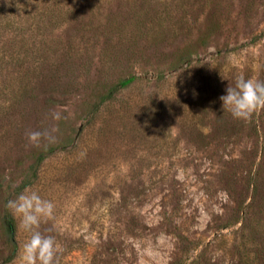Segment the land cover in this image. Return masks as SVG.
<instances>
[{
  "label": "rangeland",
  "instance_id": "374dc122",
  "mask_svg": "<svg viewBox=\"0 0 264 264\" xmlns=\"http://www.w3.org/2000/svg\"><path fill=\"white\" fill-rule=\"evenodd\" d=\"M176 2L178 39L113 60L103 38L88 43L79 30L88 26L77 24L109 14L125 23L130 0H73L70 21L53 32L58 48L73 49L72 72L60 74L61 86L73 87L53 95L61 105L37 91L36 102L12 106L22 80L0 77V174L19 183L43 147L29 143L30 131L48 129L66 145L28 187L55 205L40 230L60 242L59 264H239L244 250L264 249V183L253 198L250 180L264 155V110L240 121L219 99L240 75L264 81V0ZM184 45L190 61L170 71ZM123 71L139 80L95 113L82 105ZM14 218L17 248L6 264H18L28 238ZM8 253L0 223V264Z\"/></svg>",
  "mask_w": 264,
  "mask_h": 264
},
{
  "label": "trees",
  "instance_id": "16d2710c",
  "mask_svg": "<svg viewBox=\"0 0 264 264\" xmlns=\"http://www.w3.org/2000/svg\"><path fill=\"white\" fill-rule=\"evenodd\" d=\"M79 1L81 5L85 2V0ZM174 1L176 0H130V4L127 5L130 9L127 23H119L116 17L109 14L103 20L98 19L96 25L92 24V20L87 22L80 20L77 26H88V30L79 29L87 35L88 43L97 44L99 37L103 38L102 54L107 55L108 59L114 57L113 60H115L118 56L125 59L138 58L142 55V50L139 48L142 44L156 50L167 41L178 39L180 33L177 29L184 24V19L182 18L180 22L178 20L175 23L178 26L175 27L171 12ZM184 1L177 0L181 6ZM73 6L76 7L73 0H0V77L4 73H13L17 74L18 80H22V86L19 87L20 94L10 98L9 103L12 106L21 105L26 100L36 102L37 91L45 97V104H63L60 99H53V95L59 92L60 88L73 87V82L63 86L60 84V74L72 72L73 49L69 43L65 47L58 48L60 42L55 35L53 36V32L70 21ZM107 43H114L115 46L125 44V47L108 53L105 49L115 48V46ZM187 49L184 45L178 58L171 61L167 69L174 71L180 65L188 63L192 54ZM33 74H37L36 83L32 80L27 83V77H32ZM161 76L160 73L159 77ZM137 80H139L138 74L123 71L114 80L98 85L92 95L83 99L82 105H86L90 112L95 113L102 105L113 101L120 91L131 87ZM5 84L4 81L0 86ZM31 91H33V97L26 96V93ZM250 127L255 134L259 132L254 121L251 122ZM65 147L62 141L52 142L33 153L23 169L19 183L15 186H12L6 177L0 174V223L5 237V246L9 251L7 258H4L1 264L10 262L17 248L16 221L6 207L7 202L34 183L40 166L49 155ZM263 172L264 155L255 165L250 179L253 186V198L262 189ZM240 259L239 264H264V249H253L246 253L244 250Z\"/></svg>",
  "mask_w": 264,
  "mask_h": 264
},
{
  "label": "clouds",
  "instance_id": "9594fccd",
  "mask_svg": "<svg viewBox=\"0 0 264 264\" xmlns=\"http://www.w3.org/2000/svg\"><path fill=\"white\" fill-rule=\"evenodd\" d=\"M225 91L226 95L219 97L223 110L236 120L250 121L254 114L264 110V81L240 75ZM27 136L29 143L36 147L54 142L48 129L30 131ZM6 207L18 219L19 228L28 235L19 251L18 264H59L60 242L40 230L43 222L54 218V203L37 191L25 188L9 200Z\"/></svg>",
  "mask_w": 264,
  "mask_h": 264
}]
</instances>
